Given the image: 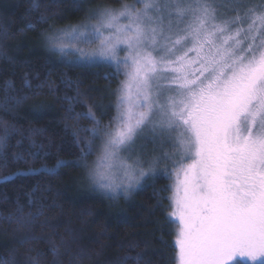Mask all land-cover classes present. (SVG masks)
<instances>
[{"label": "snow or ice", "instance_id": "1", "mask_svg": "<svg viewBox=\"0 0 264 264\" xmlns=\"http://www.w3.org/2000/svg\"><path fill=\"white\" fill-rule=\"evenodd\" d=\"M140 2L139 10L104 9L86 33L49 38L63 50L86 35L99 48L81 55L128 69L93 175L110 180L116 167L129 185L143 177L140 158L128 163L119 153L150 125L174 150L166 158L176 177L178 264H264V4Z\"/></svg>", "mask_w": 264, "mask_h": 264}, {"label": "trees", "instance_id": "2", "mask_svg": "<svg viewBox=\"0 0 264 264\" xmlns=\"http://www.w3.org/2000/svg\"><path fill=\"white\" fill-rule=\"evenodd\" d=\"M129 1L0 0V264H176L173 165H149L125 190L85 175L120 70L44 42L97 5Z\"/></svg>", "mask_w": 264, "mask_h": 264}, {"label": "rangeland", "instance_id": "3", "mask_svg": "<svg viewBox=\"0 0 264 264\" xmlns=\"http://www.w3.org/2000/svg\"><path fill=\"white\" fill-rule=\"evenodd\" d=\"M257 0H249L250 3L257 4ZM264 4V2L262 3ZM122 5H130L134 6L137 10L142 8V3L140 0H131L129 2H124L121 5L118 6H108V5H97L94 8H91L88 15L81 20L78 23H74L71 25H65L61 26L58 28H55L51 30L49 33L46 34L44 37V42L46 44V47L49 50H55L57 51L62 57L67 58V60H73V61H82V62H93V63H99V62H106L112 66L117 67V69L120 70L121 72V81L118 85V87L115 90L114 93V107H115V113L112 116L111 120L109 122H101L97 119V124L93 130V140L92 144L90 145V152H91V157L87 160L86 162V177L89 185L100 189L102 191H115L118 190H125L127 187H130L127 178L123 175V172L116 167H113L110 172H111V179H103L99 180L98 178L93 175L94 169L96 167V163L100 156L102 155V150H103V145L106 140V133L110 131L112 128L115 127L116 125V118L118 116V107H117V102H118V97L120 95L119 89L123 81H125L126 76L125 72L128 71L123 65L117 66V63L114 60H103L99 57H96L95 59H87L85 56L81 55V52L78 50H83L84 53H91L95 51L96 49L99 48V41L96 40L92 43H88L87 39L88 37L82 36L80 39L77 40H72V39H66L64 41V46L63 50L60 48H53L49 42V38L56 36V35H61L65 32H70L73 29L78 30L81 33H86L87 28L85 26H88L90 28L92 25L97 24L98 19L100 17V14L104 11L106 8L113 9L115 11H119L122 7ZM121 23H126V20L122 19ZM108 33L105 32V35ZM125 53L121 51L119 53V57L122 60L124 57ZM174 152L172 143L170 140H168L165 136L161 135H156L153 136L151 133V126L149 125L147 128L144 129L143 132H141L132 146V148L129 149H121L119 155L121 158L125 159L128 163H133L137 158H140L142 161L141 167L143 168L144 172H146L148 169L150 170L149 165L157 166L160 168V165H168L171 166L173 165V160L167 159V156L172 155ZM103 171V169H101ZM139 173L137 172V176ZM141 178V177H140ZM139 178V179H140ZM175 174H174V180H173V187H172V192H171V197L173 196V189H174V184H175ZM137 181H133L131 183L134 184ZM101 183L103 184H112V187L110 188H103L101 187ZM123 187V188H122ZM173 211L171 207V212ZM172 218L175 220L177 223V229H176V236L178 232V221L176 220L175 217L172 216ZM176 236H175V241H176ZM177 248V246H176ZM178 249L176 252V264H178ZM239 264L241 263H248L250 264V261H248L246 258H237ZM233 264H236V262H233Z\"/></svg>", "mask_w": 264, "mask_h": 264}]
</instances>
